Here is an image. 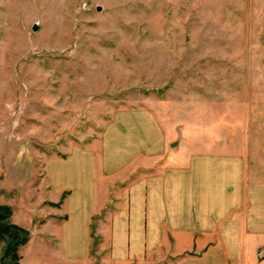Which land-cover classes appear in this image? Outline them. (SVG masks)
I'll return each instance as SVG.
<instances>
[{
    "label": "rangeland",
    "instance_id": "obj_1",
    "mask_svg": "<svg viewBox=\"0 0 264 264\" xmlns=\"http://www.w3.org/2000/svg\"><path fill=\"white\" fill-rule=\"evenodd\" d=\"M130 108L179 125L192 108L264 112V0H0V225L22 227L21 264H43L28 243L41 215L26 212L37 179L25 161L40 170ZM12 236L0 264L14 262ZM106 252L93 236L90 263L115 264Z\"/></svg>",
    "mask_w": 264,
    "mask_h": 264
},
{
    "label": "crops",
    "instance_id": "obj_2",
    "mask_svg": "<svg viewBox=\"0 0 264 264\" xmlns=\"http://www.w3.org/2000/svg\"><path fill=\"white\" fill-rule=\"evenodd\" d=\"M198 112L179 125L118 110L40 170L20 160L37 179L26 211L41 215L27 231L43 246L34 256L91 264L95 236L115 264H264V112Z\"/></svg>",
    "mask_w": 264,
    "mask_h": 264
},
{
    "label": "trees",
    "instance_id": "obj_3",
    "mask_svg": "<svg viewBox=\"0 0 264 264\" xmlns=\"http://www.w3.org/2000/svg\"><path fill=\"white\" fill-rule=\"evenodd\" d=\"M0 210L4 211L6 210V208L4 206H0ZM6 216V214H2L0 212V220L3 219L4 217ZM13 230L14 231V236H12L14 239L12 241V244L9 245L6 249H5V252H4V256H7V255H10L12 256V258H14V262L12 264H18L17 263V254L14 252L15 250V247H16V244L19 243L17 241V232L20 230V228H18L17 226L13 225V224H6L4 226H1L0 225V237L2 235L3 232H7V230Z\"/></svg>",
    "mask_w": 264,
    "mask_h": 264
},
{
    "label": "water",
    "instance_id": "obj_4",
    "mask_svg": "<svg viewBox=\"0 0 264 264\" xmlns=\"http://www.w3.org/2000/svg\"><path fill=\"white\" fill-rule=\"evenodd\" d=\"M33 29L35 30V29H36V27H35V26H33Z\"/></svg>",
    "mask_w": 264,
    "mask_h": 264
}]
</instances>
